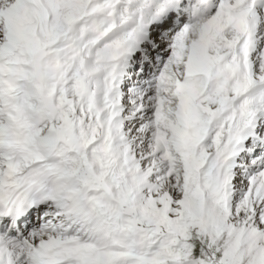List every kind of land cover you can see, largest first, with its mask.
Returning a JSON list of instances; mask_svg holds the SVG:
<instances>
[{"label": "snow or ice", "instance_id": "obj_1", "mask_svg": "<svg viewBox=\"0 0 264 264\" xmlns=\"http://www.w3.org/2000/svg\"><path fill=\"white\" fill-rule=\"evenodd\" d=\"M0 264H264V0H0Z\"/></svg>", "mask_w": 264, "mask_h": 264}]
</instances>
